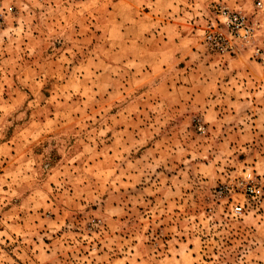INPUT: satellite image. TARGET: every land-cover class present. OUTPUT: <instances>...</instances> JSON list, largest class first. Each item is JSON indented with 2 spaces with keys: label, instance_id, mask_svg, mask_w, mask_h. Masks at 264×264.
I'll use <instances>...</instances> for the list:
<instances>
[{
  "label": "rangeland",
  "instance_id": "1",
  "mask_svg": "<svg viewBox=\"0 0 264 264\" xmlns=\"http://www.w3.org/2000/svg\"><path fill=\"white\" fill-rule=\"evenodd\" d=\"M220 5L264 15L0 0V264H264V60L208 45Z\"/></svg>",
  "mask_w": 264,
  "mask_h": 264
},
{
  "label": "built area",
  "instance_id": "2",
  "mask_svg": "<svg viewBox=\"0 0 264 264\" xmlns=\"http://www.w3.org/2000/svg\"><path fill=\"white\" fill-rule=\"evenodd\" d=\"M217 13L220 22L226 24L228 30L223 32L210 26L205 31V41L208 45L216 51L226 53L236 51L240 45L249 46L257 59L264 60V39L260 43H257V39H255L257 28L264 29V15L255 25L250 23L241 12L231 11L221 5L217 8ZM245 190L251 195L260 192L252 185H248ZM242 209L241 205H237L234 211L236 214H240Z\"/></svg>",
  "mask_w": 264,
  "mask_h": 264
}]
</instances>
